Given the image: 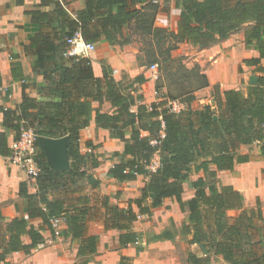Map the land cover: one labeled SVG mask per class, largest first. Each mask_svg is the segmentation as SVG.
Here are the masks:
<instances>
[{
	"label": "trees",
	"instance_id": "obj_1",
	"mask_svg": "<svg viewBox=\"0 0 264 264\" xmlns=\"http://www.w3.org/2000/svg\"><path fill=\"white\" fill-rule=\"evenodd\" d=\"M174 1L181 9L175 29L155 24L161 0H85L84 7L76 10L66 0H40L36 9L26 11L38 29L31 33L25 52L35 57L33 70L44 80L36 84L39 99L26 92L28 84L25 83L17 107L2 110L4 129L0 130V155L11 154L9 132L17 138L22 128L34 130L38 148L36 162L40 168L36 177L38 192L30 193L27 182L20 184L25 211L29 218H41L49 228L51 217H64L65 236L83 240L78 255L94 253L97 236L84 237L89 211L87 199L82 205L66 206L64 200L51 199L48 193L55 187H68V183L82 179L93 188L101 184L90 172L100 161L94 152H82L80 141L81 130L89 126L95 111L96 124L124 143V154L128 157L111 166L107 175L120 182L133 181L139 175L149 177L141 197L131 200L127 209H120L108 198L98 195L110 214L105 221L106 229L125 230L120 234L121 246L139 240L138 233L128 225L139 215L132 202L140 214H150L163 205L165 198L175 197L183 210L186 206L189 208L188 223L181 231L191 236L189 243L203 245L208 253L201 256L191 252L190 264H209L211 254L222 256L226 264H264V216L260 199L257 206L245 207L243 193L217 179L218 171L233 170L237 162L249 161L248 154L239 153L241 145L256 143L264 156V75L246 93L234 88L222 90L215 85L216 107L206 105L195 110L192 106L195 97L189 93L192 91L180 95L167 91L161 83L158 62L159 54L166 55L163 63L171 58V52L179 44L207 48L242 31L245 44L260 54L258 58L245 59L244 63L256 65L255 71L264 72V66H259L264 58V0ZM50 4L55 5L52 11L39 8ZM126 28L129 33L125 32ZM133 29L148 38L144 56L151 64L147 68L153 64L159 66L155 86L158 101L145 103L139 93L138 85L147 80L144 73L132 81L117 80L111 68L105 66L103 76H97L90 57L65 55L69 47L67 39L77 31L86 42L125 45L133 41ZM12 71L15 77L23 76L16 63H12ZM197 71L199 86H209L207 75ZM1 82L0 73V85ZM170 100L185 103L184 109L174 112L168 106ZM95 101L101 104L108 101L113 110H95L92 105ZM40 137H68L69 170L59 171L49 164L38 141ZM85 145L95 148L90 141ZM156 155L159 165L149 170ZM200 172L205 177L192 179L194 173ZM185 182H190L195 190L188 201L183 199ZM150 195L153 199L147 206L144 202ZM231 209L239 213L229 215L227 211ZM41 230L26 218L6 221L0 210V264L9 253H29L43 243L45 237ZM166 233L159 236L169 237ZM24 236L30 238L29 243L23 240Z\"/></svg>",
	"mask_w": 264,
	"mask_h": 264
},
{
	"label": "crops",
	"instance_id": "obj_2",
	"mask_svg": "<svg viewBox=\"0 0 264 264\" xmlns=\"http://www.w3.org/2000/svg\"><path fill=\"white\" fill-rule=\"evenodd\" d=\"M161 1L162 3L167 2ZM39 2L40 0H0V73L2 80L0 85V130L4 129L2 110L17 107L21 101L25 83L28 84L26 92L32 97L40 98L36 84L44 79L43 76L38 75L33 70L35 57L27 55L24 47L31 33L38 29L37 25L30 22V17L26 14V11L36 9ZM66 2L75 10L83 8L85 5V0H66ZM168 3L172 5L169 22L167 23L163 19L166 17L161 16H168V13H164L160 9L155 24L159 27L175 29L181 9L177 7L174 0ZM54 7V4H50L39 8L44 11H52ZM159 19L162 20L159 21ZM162 21L166 23L161 24ZM97 47L95 53L86 55L91 58L97 76H103L105 66L111 68L113 76L117 80L125 79V75L128 73L131 76L144 73L147 80L138 85L139 93H142L145 103L159 100L155 89L156 80L151 77V72L147 70V67L134 64V53L126 48L116 50L113 45L106 41L97 43ZM201 51L200 56L205 55L207 57L205 59V73L210 88L219 85L222 90L233 88L241 90L246 88L243 87L246 78L250 80L254 76L258 80L260 76L264 75V72L255 71L256 65L250 66L244 63L245 59L258 58L260 54L253 46L245 44L242 31L203 48ZM12 63L19 65L23 76L15 77L13 75ZM260 65L264 66V58L261 59ZM251 70L258 74H254ZM250 85L252 84L250 83ZM214 101L216 107V99ZM92 105L95 110L100 108L102 112L113 110L108 101H104L102 104L95 101ZM127 133L129 134V131ZM80 136L83 152H88V150H90V153L94 152L100 161V165L91 168L90 172L95 179L101 181V184L97 188H93L86 179H82L77 183L70 182L71 185L68 183V187L67 185L65 187H55L49 191L48 195L51 199L64 200L66 206L69 203L82 205L83 201L87 199L89 211L84 237L97 236L96 251L79 256L78 251L83 244V240L73 239L70 235L65 236L63 232L67 228L66 221L63 224L62 235L56 237L51 227L43 225L41 218H29L28 213L25 211V198L19 194L20 184L27 182L29 192L37 193V180L28 176L25 171L17 166L10 164L8 156L0 155V210L2 215L6 221H10L15 217L28 219L35 227L42 228L41 231L45 237V241L29 253L24 251L9 253L2 264H79L81 262L85 264H187L191 252L201 256L208 254L203 245L198 246V244L189 243L191 236L181 231L182 226L188 223L189 208L186 206L183 210L175 197L165 198L163 205L152 210L150 214H140L139 208L132 202L134 210L139 215L137 220L128 222V225L131 230L138 233L139 240L121 246L120 234L125 230L118 228L106 229L105 221L110 214H107L99 196L108 198L110 203L118 205L120 209H127L131 200L141 197L142 189L149 177L139 175L133 181L120 182L107 175V170L111 166L128 157L124 154V143L120 139L112 137L108 129L99 127L96 124L95 111L91 115L89 126L81 130ZM15 139V134L9 132L8 144L10 148ZM87 141H90L95 148L87 147L85 145ZM253 147H255V151L252 150ZM244 149L246 150L242 151ZM238 151L241 154H248L249 161L237 162L233 170L218 171L217 179L223 184L233 185L242 193L245 191L242 189L246 188L245 195L243 193L245 207H255L257 202L255 205L250 193L247 191L251 192L248 189L251 188L252 177H255L259 171L264 169V156L261 155L259 146L256 143L241 145ZM158 165L159 156L156 155L149 170H153ZM201 176L205 177L204 173H194L192 179ZM194 193L195 190L191 183L185 182L183 199L188 201L194 196ZM247 193L249 194V200ZM79 199L81 200L79 201ZM152 199L153 195H150L144 204L150 206ZM260 202L264 216V199H261ZM231 211H236L232 216L239 213L238 210L234 209L228 210L227 213L231 215L229 213ZM166 231V234H170L169 237H165V234L159 236ZM23 240L26 243L30 242L28 236H24ZM196 248L199 252L195 250ZM201 249L202 251H200ZM216 259L224 262L222 256L211 254L209 264Z\"/></svg>",
	"mask_w": 264,
	"mask_h": 264
},
{
	"label": "rangeland",
	"instance_id": "obj_3",
	"mask_svg": "<svg viewBox=\"0 0 264 264\" xmlns=\"http://www.w3.org/2000/svg\"><path fill=\"white\" fill-rule=\"evenodd\" d=\"M162 12L168 13V16L161 15L166 18L165 21L168 23L170 20V13L172 10V5H170L168 2L162 3ZM162 19H159V21ZM161 22V24L166 22ZM159 24V22H158ZM126 33H129V29L126 28ZM133 41L129 44L125 45H113L114 49L118 50L121 49H128L130 52L134 53V64H138L143 67H147L151 63L149 62V59H146L145 55V49H147V41L148 38H144L141 35V31H134L133 29ZM203 48L195 47L187 43L179 44L178 47L171 52V58H168L165 62L162 63V60L165 59L166 55L159 54L160 61V77H161V83L164 84V86L167 88V91L172 92L173 94H178L184 92V94H187L185 92H189L192 96L195 97L193 100L192 106L195 110H198L206 105H212V107H215V97L213 96L214 88L207 87H201L199 75H197V70L200 72L205 73L206 69V62L205 59L207 58L205 55H201V50ZM204 63V65H203ZM243 70V69H242ZM135 71V70H134ZM252 71V70H251ZM199 72V73H200ZM254 74H258L255 71H252ZM260 74V73H259ZM135 76H131L129 73L125 75V78L127 81H132ZM157 81V80H156ZM155 81V86H156ZM250 80L246 78V82L244 84L243 88L241 89L243 92H247L249 88V82ZM189 96V95H185ZM246 149L242 150L245 151ZM253 151H255V147L252 148ZM84 149H82V152ZM88 153H90V150H88ZM244 195L246 192V188L242 189ZM251 192L250 193L251 199L256 205L257 199L259 198L264 199V169L258 172V174L255 177H252L251 180V188L248 189ZM246 194L248 196L249 200V194ZM257 206V205H256ZM231 215H234L236 211L229 212ZM186 238V236H185ZM197 252H199L198 248L195 249ZM190 264V263H187ZM211 264H226L222 262L221 260H214Z\"/></svg>",
	"mask_w": 264,
	"mask_h": 264
},
{
	"label": "built area",
	"instance_id": "obj_4",
	"mask_svg": "<svg viewBox=\"0 0 264 264\" xmlns=\"http://www.w3.org/2000/svg\"><path fill=\"white\" fill-rule=\"evenodd\" d=\"M67 43L69 45L65 51V55L67 56H86L95 53L98 49L96 43L86 42L79 31H77L72 37L68 38ZM147 70L151 72V77L153 79H158V64L151 65ZM168 106H170L174 112H180L184 109L185 103L180 100H170ZM36 140L37 136L32 128H22L18 137L11 144V154L8 156L10 164L25 171L27 175L33 179H35L40 172V168L36 162ZM155 169L156 167L153 168V170ZM64 221L65 218L61 216L51 217L50 227L54 236L60 237L62 235Z\"/></svg>",
	"mask_w": 264,
	"mask_h": 264
},
{
	"label": "water",
	"instance_id": "obj_5",
	"mask_svg": "<svg viewBox=\"0 0 264 264\" xmlns=\"http://www.w3.org/2000/svg\"><path fill=\"white\" fill-rule=\"evenodd\" d=\"M257 78L252 76L250 83L254 84ZM40 145L46 152L49 164L56 170L66 171L70 168V159L68 155V137L62 138H38ZM202 248H204L202 246Z\"/></svg>",
	"mask_w": 264,
	"mask_h": 264
}]
</instances>
